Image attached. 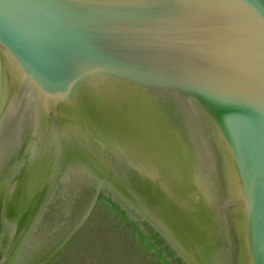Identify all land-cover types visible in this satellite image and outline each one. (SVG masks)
<instances>
[{
	"label": "water",
	"instance_id": "1",
	"mask_svg": "<svg viewBox=\"0 0 264 264\" xmlns=\"http://www.w3.org/2000/svg\"><path fill=\"white\" fill-rule=\"evenodd\" d=\"M100 202L96 264H264V0H0V264Z\"/></svg>",
	"mask_w": 264,
	"mask_h": 264
},
{
	"label": "rangeland",
	"instance_id": "2",
	"mask_svg": "<svg viewBox=\"0 0 264 264\" xmlns=\"http://www.w3.org/2000/svg\"><path fill=\"white\" fill-rule=\"evenodd\" d=\"M80 181L81 184L83 185L87 184V188L83 189V193L85 192L86 194L88 191V182L86 179H80ZM87 195L86 196L84 195L85 198H83V200H81L77 205L75 206H73L74 204L72 205L71 215L69 216V221L71 223H74V221L80 217L81 213L87 206ZM97 207L98 208L96 209V212H94L92 216H90L87 220H85V222L77 229L75 235H73L69 239L68 243L65 245V247L60 252V254H58L57 258L54 259L52 264H88L87 261L90 264H96L97 262L96 254L97 252H99L97 250V244L100 243V239H104V236L106 234V228L104 229V215H105V219L107 217V214H105L104 210H102V208H104L105 206L102 205L101 202ZM119 223L121 222L118 221L117 218H115V222H112V224H115V227H113L112 224L108 223L107 221L105 222V225L107 227V233L111 237L110 241L111 242L115 241V243L117 242L121 246H124L126 242H128V244L130 243L129 241L130 236L126 235L125 231L120 227ZM67 228H68V223L63 231V235L67 233L66 231ZM116 231L118 233V236H116ZM137 250H138V243H137ZM134 251L135 248L134 249L130 248L129 254L133 256ZM148 262L142 261L138 264H150V261Z\"/></svg>",
	"mask_w": 264,
	"mask_h": 264
},
{
	"label": "flooded vegetation",
	"instance_id": "3",
	"mask_svg": "<svg viewBox=\"0 0 264 264\" xmlns=\"http://www.w3.org/2000/svg\"><path fill=\"white\" fill-rule=\"evenodd\" d=\"M89 191V190H88ZM87 191V193H88V195H87V193L85 194V192L83 193V191H80V193H78V197L76 198V200H75V203H74V205L73 206H75V205H77L81 200H83V198H85V196L87 195V201L89 200V198H90V193H91V191H89L88 192ZM85 195V196H84ZM81 216V215H80ZM80 218V217H79ZM118 221H122L121 219H119ZM127 222V221H126ZM120 224V227H122V222L121 223H119ZM124 228L127 230V229H129L128 228V223H125V225H124ZM115 230V229H114ZM129 233H128V235L130 236V239H129V241H130V243H129V245H130V248H135V251H134V253L136 252V250H137V243H136V232H132L130 229L129 230H127ZM137 234H138V232H137ZM127 235V234H126ZM61 240L62 241H64V237H61ZM139 243V242H138ZM133 245H134V247H133ZM111 245H108V247H110ZM109 251L111 252L112 251V249H109ZM49 254H47V256H48ZM46 256V255H45ZM112 263H114L113 261H112ZM114 264H121V262L119 261V262H115Z\"/></svg>",
	"mask_w": 264,
	"mask_h": 264
}]
</instances>
